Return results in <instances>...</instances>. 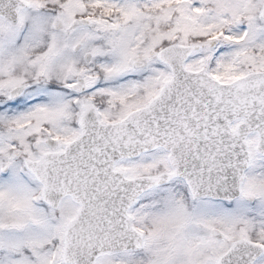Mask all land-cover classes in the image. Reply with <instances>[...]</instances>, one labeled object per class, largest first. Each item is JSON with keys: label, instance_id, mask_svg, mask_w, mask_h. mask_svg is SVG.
I'll return each mask as SVG.
<instances>
[{"label": "snow or ice", "instance_id": "6c2138e0", "mask_svg": "<svg viewBox=\"0 0 264 264\" xmlns=\"http://www.w3.org/2000/svg\"><path fill=\"white\" fill-rule=\"evenodd\" d=\"M0 264H264V0H0Z\"/></svg>", "mask_w": 264, "mask_h": 264}]
</instances>
